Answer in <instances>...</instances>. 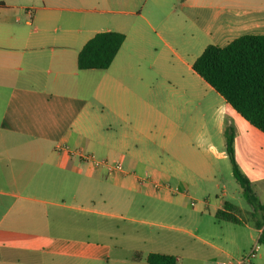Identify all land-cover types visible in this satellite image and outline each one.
Masks as SVG:
<instances>
[{
  "label": "crops",
  "instance_id": "1",
  "mask_svg": "<svg viewBox=\"0 0 264 264\" xmlns=\"http://www.w3.org/2000/svg\"><path fill=\"white\" fill-rule=\"evenodd\" d=\"M101 31L125 34L119 52L107 69H79V52ZM244 34H264V0H0V264H147L150 252L170 254L114 251L85 222L77 233L65 196L92 200L93 183L176 211L190 200L196 228L185 232L207 249L203 264L247 253L264 214L242 188L228 200L204 184L219 179L213 158L229 159L231 127L236 161L264 204V132L192 66L209 44ZM79 151L127 168L110 172ZM157 157L162 169L148 166ZM226 202L239 221L216 216Z\"/></svg>",
  "mask_w": 264,
  "mask_h": 264
},
{
  "label": "rangeland",
  "instance_id": "2",
  "mask_svg": "<svg viewBox=\"0 0 264 264\" xmlns=\"http://www.w3.org/2000/svg\"><path fill=\"white\" fill-rule=\"evenodd\" d=\"M28 1L24 0V2ZM157 41L161 43L160 40ZM212 93L214 94V90ZM162 158H155L148 163V166L152 169H162V166L166 164ZM118 160V157L112 159L113 162ZM213 161L215 165H218L219 179L210 182L209 185L205 183L204 186L212 196H221L222 190L226 189L228 196L225 198L232 200V192H239L241 186L233 176L231 162L229 159L217 160L216 158H213ZM122 166L124 169L127 168L125 163ZM238 196L246 202L241 193H238ZM65 198L67 204L74 206L73 210L65 211V213L74 218L77 223V233L81 231L83 233V230L78 228L85 222L86 235L89 228V235L93 240L110 242L113 244L114 251L120 249L131 251L133 246L143 248L144 251H168L177 257V264H203L204 255L208 253L200 241L185 232V230L195 231L196 228L193 205L190 200H186L184 210L176 211L173 208L168 209L164 202L153 196L95 183L92 184V200H86L83 195L79 196L77 201L71 200L68 196ZM82 199L84 202H81ZM80 204H84L88 211L78 210ZM131 216L144 218L153 223L131 221L129 219ZM142 237H146V241H143ZM181 245L185 248L182 252H180ZM197 249H201L200 254L189 255L191 250L197 251ZM263 255L264 249L261 248L257 257H263Z\"/></svg>",
  "mask_w": 264,
  "mask_h": 264
},
{
  "label": "trees",
  "instance_id": "3",
  "mask_svg": "<svg viewBox=\"0 0 264 264\" xmlns=\"http://www.w3.org/2000/svg\"><path fill=\"white\" fill-rule=\"evenodd\" d=\"M125 34L119 31L96 33L81 49L77 64L79 69H107L119 52ZM193 69L251 124L264 132V34H244L226 46L209 44L193 62ZM235 135L226 129V151L232 173L242 188V195L254 211L264 214V204L255 193L252 183L242 171L235 157ZM230 203L218 210L217 217L239 221L229 213ZM258 241L264 249V218ZM132 260L144 258L141 251H133ZM147 264H177L173 254L150 252Z\"/></svg>",
  "mask_w": 264,
  "mask_h": 264
},
{
  "label": "built area",
  "instance_id": "4",
  "mask_svg": "<svg viewBox=\"0 0 264 264\" xmlns=\"http://www.w3.org/2000/svg\"><path fill=\"white\" fill-rule=\"evenodd\" d=\"M61 150L71 152V149L66 145L59 146ZM82 159L93 162L95 165H106L110 172L119 171L125 172L120 162H110L108 160L97 159L94 155L79 151ZM263 248L261 243L257 241L251 249L244 255L236 258H228L218 262V264H253V260L257 257L258 251Z\"/></svg>",
  "mask_w": 264,
  "mask_h": 264
}]
</instances>
